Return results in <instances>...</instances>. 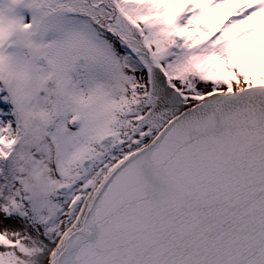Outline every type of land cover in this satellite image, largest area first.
Here are the masks:
<instances>
[{"label": "snow or ice", "instance_id": "1", "mask_svg": "<svg viewBox=\"0 0 264 264\" xmlns=\"http://www.w3.org/2000/svg\"><path fill=\"white\" fill-rule=\"evenodd\" d=\"M0 264H264V0H0Z\"/></svg>", "mask_w": 264, "mask_h": 264}]
</instances>
